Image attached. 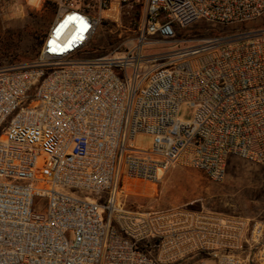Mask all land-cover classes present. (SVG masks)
Wrapping results in <instances>:
<instances>
[{
	"label": "built area",
	"instance_id": "1",
	"mask_svg": "<svg viewBox=\"0 0 264 264\" xmlns=\"http://www.w3.org/2000/svg\"><path fill=\"white\" fill-rule=\"evenodd\" d=\"M21 1L51 6L55 17L38 60L0 67V264H164L143 244L145 215L119 216L125 224L114 225L123 179L156 184L181 164L222 182L232 157L264 166V29L163 55L145 49L200 21H257L264 0L0 5ZM138 7V27L125 26ZM103 27L120 40L135 37L124 51L128 37L97 54L91 43ZM186 103L196 109L190 121L179 118ZM138 134L153 138L151 149L130 144ZM248 230L242 255L201 246L206 255L196 264H264V221Z\"/></svg>",
	"mask_w": 264,
	"mask_h": 264
},
{
	"label": "rangeland",
	"instance_id": "2",
	"mask_svg": "<svg viewBox=\"0 0 264 264\" xmlns=\"http://www.w3.org/2000/svg\"><path fill=\"white\" fill-rule=\"evenodd\" d=\"M138 7L133 18L124 17L125 26H133L143 14ZM136 12L139 14L137 15ZM54 9L46 4L37 6L25 1L0 5V67H18L30 64L40 58L41 48L54 20ZM133 29L135 27H132ZM132 29V30H133ZM264 29V16L257 21L237 26H220L200 21L190 27L177 29L174 40H159L145 49L149 56L163 55L217 36H231ZM109 33L107 28L94 37L91 48L97 54H106L125 41L120 48L124 51L127 43L135 37L132 31L124 34ZM196 109L186 103L182 106L179 118L190 121ZM130 144L140 149H151L153 138L138 134L130 139ZM124 188L119 194L120 209L116 213L114 225L125 224L119 216L143 214L149 219L143 243L154 258H161L164 264H196L202 256L201 246L221 248L242 255L250 225L256 220L264 221V166L238 157L230 158L226 177L222 182L213 181L199 169L177 165L170 169L164 178L154 184L125 178ZM79 196L93 199V193L73 190ZM103 199L107 195L102 196ZM101 203H106L102 200ZM105 220L108 211L100 210ZM155 216H160L156 220ZM240 221L231 225V221ZM161 231L157 238L151 231ZM241 233L242 238L232 234ZM192 235V238H188ZM243 248V249H241ZM175 259L172 254L176 253ZM162 253L163 257H159ZM189 257L187 260L185 257ZM185 258V259H183Z\"/></svg>",
	"mask_w": 264,
	"mask_h": 264
},
{
	"label": "trees",
	"instance_id": "3",
	"mask_svg": "<svg viewBox=\"0 0 264 264\" xmlns=\"http://www.w3.org/2000/svg\"><path fill=\"white\" fill-rule=\"evenodd\" d=\"M136 14L138 15L139 13L138 12H136ZM132 25H133V27H135V28H137L138 27V22H136V21H132Z\"/></svg>",
	"mask_w": 264,
	"mask_h": 264
},
{
	"label": "crops",
	"instance_id": "4",
	"mask_svg": "<svg viewBox=\"0 0 264 264\" xmlns=\"http://www.w3.org/2000/svg\"><path fill=\"white\" fill-rule=\"evenodd\" d=\"M159 257H163V256H162V253L159 254ZM185 258H187V260L190 259L188 256L185 257ZM185 258H183V259H185ZM159 259L161 260V258H159Z\"/></svg>",
	"mask_w": 264,
	"mask_h": 264
}]
</instances>
